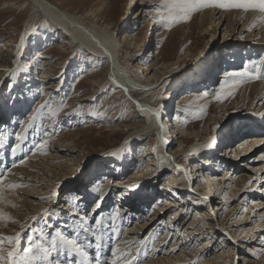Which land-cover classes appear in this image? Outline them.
I'll list each match as a JSON object with an SVG mask.
<instances>
[{
  "label": "rangeland",
  "instance_id": "1",
  "mask_svg": "<svg viewBox=\"0 0 264 264\" xmlns=\"http://www.w3.org/2000/svg\"><path fill=\"white\" fill-rule=\"evenodd\" d=\"M49 2L77 15H85L104 2L98 26L114 31L122 65L133 80L148 86L130 90L118 86L110 77L112 62L89 51L32 0H0V153L5 154L0 179L12 166L32 160L53 146L51 137L63 142L59 150L73 163L69 170L36 191L43 198L35 202L42 210L35 221L33 204L8 202L7 211L0 210V230L5 228L0 236L20 233L22 254L29 236L37 240L54 230L72 232L65 223H71L73 228V221L86 223L80 217L83 213L91 220L106 217L113 226L118 225L116 239L100 234L105 237L106 249H102L107 258L114 244L126 234V227H141L152 221L127 251L133 259L140 257L139 252L142 254L136 264L152 256L162 258L159 264H202L205 257L214 259V264H264V209L255 205L253 211L248 209L251 200L263 198L264 184L253 186L255 180H250L234 187L239 176H256L255 167L264 162L255 154L239 161L228 150L237 148L245 137L243 132H252L248 123L264 120L259 115L264 113V105L242 100L231 104L232 97L221 94L216 82L201 81L202 75L211 72L217 82L225 80L224 75L220 77L224 70L245 66L260 78L235 76L236 79L264 84V51L249 64L239 61L243 65L222 66L225 58L238 55H231L229 50L241 47L242 38L224 35L222 30L218 34L210 29V33L203 31L206 27L201 23L202 10L193 12L187 21L171 20L166 0ZM143 66L148 69L142 70ZM49 107L59 108L58 115L52 117ZM155 119L164 127L165 146L155 131L143 133ZM174 122L180 130H173ZM239 131L240 137L233 136ZM19 144V158L15 155L8 161L5 152H14ZM69 144L75 151L68 149ZM209 172H216L213 178L224 185L214 196L206 189ZM228 172L233 173L231 179L225 176ZM74 174H78L77 178ZM122 179L124 185L119 183ZM133 185L138 186L134 191L130 190ZM169 185H173V190H168L171 195L165 192L156 199ZM145 193L150 196L141 207L145 215L131 209L123 216L119 214L123 205L129 204L117 199L128 194L136 200ZM177 195L181 197L179 206L166 205V199ZM196 211H200L198 216ZM246 214L249 216L243 217ZM258 221L263 225L259 231H249ZM189 227L202 233L188 234ZM96 228L94 234H99ZM146 240L148 246L142 252ZM80 241L86 248V241ZM174 242L178 245L171 247ZM4 247L10 245L5 243ZM61 257L60 264H65Z\"/></svg>",
  "mask_w": 264,
  "mask_h": 264
},
{
  "label": "bare ground",
  "instance_id": "2",
  "mask_svg": "<svg viewBox=\"0 0 264 264\" xmlns=\"http://www.w3.org/2000/svg\"><path fill=\"white\" fill-rule=\"evenodd\" d=\"M32 1L37 6L38 9H41V11L47 17H49V19H51L52 21H55L56 24H59L66 31L70 32L73 38L79 39L80 42L83 43V45H85L87 48L90 49L89 51H91L92 53H94L98 57L101 56L103 58H108L112 62L111 71H110L111 72L110 73L111 80L114 83H116L118 86L122 87L123 89H127V90H130L131 88H144L145 86H148V85H144L143 83H140V82L133 80L129 76L125 67L122 65V63L120 61V57H119L118 43H117V40L114 36V31H111L110 28H102V27L98 26L97 21L99 19V13L102 10V8L104 7V2H101L96 7L90 8L85 15H80V14L77 15L76 12H70L68 10L60 9L57 6H54L52 3L49 2V0H32ZM201 14H202V17L204 18L203 22H201V23H203V27H206L203 31L210 29L211 30L210 32L218 34V31L222 30L224 35L230 33L232 35H238L239 37L242 38L241 44H240L241 47L234 48V49L231 48L229 50V53H231V55L232 54H238V55L237 56L234 55L232 57L229 56V58H225L222 66H225V65L238 66V65H243V63L245 65L249 64L250 60L257 57L258 55H260L262 53V51H264V13L257 11V10L232 12V11H229L228 9H221L219 7H208V8H204L202 10ZM201 26H202V24H201ZM210 32L208 30V33H210ZM239 61H242L243 63L239 62ZM218 67H219V65H218ZM146 68L148 69V67L143 66L142 70H144ZM241 68H243L242 70H245L244 69L245 66H240V67L238 66L235 69L230 68V69L224 70L222 72V74H220V77L224 75V77H226V79L222 80V81L221 80H219L218 82L216 81L214 72H211V73L207 74L206 76L202 75L201 81L203 83L209 81L211 84L216 82V84H214V85L217 86L216 89H219L221 94L229 95V93H231V95H229L230 97H232V100L230 99L231 104L238 103L237 101L242 100V101H246L249 103L259 104L261 106L264 105V84H261L260 82L246 83V81H243L242 79H236L235 76L227 75L228 73H234L236 70L241 69ZM219 69H220V67H219ZM143 107L144 106L141 105V108H143ZM151 108L153 109V107H151ZM173 124L176 125L175 127H173V130H180L181 129L180 127H177L178 124L176 122L171 123V127ZM246 126L253 127L252 132H247V133L243 132L245 137L238 142L239 145H236L237 148L235 150H232V147H229L228 150H230L231 152L233 151L234 154H236L235 157L237 159L241 158L240 160H242V158H244V157H247V159H250L255 154V156H258V159L260 161L264 162V135L261 134V133H264V120L260 119V122H250ZM148 127L149 128H146L143 131V133H149L151 131H155L157 133L158 137L160 139H163V141H164L163 146H165L167 144V142H166V140H164L165 134H164V130H163L164 127H162V124L159 123L157 119H155L154 125L152 124ZM240 131L233 136L240 137ZM251 133H253V135H251ZM50 140H51L50 144L53 146H49L46 151L42 150L41 153H38L35 156L33 155L34 158L32 160H29V159L24 160V161H21L22 164L16 165L15 167L12 166V168L9 171H7L8 172L7 176L5 178L0 179V210L7 211L6 207L8 206L7 205L8 202L12 204V203H19V201H21L23 203L25 202L26 204H30V205L33 204L34 216L36 215V217H37V215H39L41 213L42 210L38 208V205L35 202H38L37 198L42 199L43 197L41 195L36 194V191L37 190L41 191V189L43 187L42 185L44 183H46L47 181H50L51 179H55L57 174H63V172L66 170H69L73 164V163H71V161H69L68 157L66 158L65 156H63V154H61V152L59 150L58 145L63 144V142L58 141L53 137H51ZM66 141H68L67 138H66ZM71 142L74 145L73 140H70V143ZM72 144L68 145V149L71 151H75V149H74L75 147ZM3 145H4V149H6L7 144L5 141L3 142ZM20 146H21V144H19V147ZM19 147L14 152H10L9 154H8V152H5V153H7V157L9 159L8 161L14 160L15 155L17 157L19 156L20 151H21V150H19ZM53 147H55V149L51 150ZM4 149H3V151H4ZM68 149H67V151H68ZM11 153L13 154V156L11 155ZM33 156H31V157H33ZM24 159H26V158H24ZM4 160H5V154L3 152V153H0V168L3 166L1 164H3L5 162ZM209 160H211V159H209ZM216 171H218V170H216ZM254 171L257 172V175L256 176L252 175L253 177H249V179H245L244 177L239 176L237 178V182L234 184V187L238 188L239 182H245L246 181V182L250 183L251 182L250 180H255L253 186H255V185L260 186V184H264V178H263L264 177L263 176V174H264V172H263L264 171V163L262 165L256 166ZM215 173L209 172L210 175L207 177V180H206V182H207L206 183V185H207L206 189L208 188L210 194L213 193L212 194L213 196L216 195V193H215L216 190L221 189L224 186L218 180H216V178H213V175ZM260 173H262V174H260ZM225 174H226L225 176H228L227 179H231L230 176H232L233 173L228 172ZM74 176H76V178H77L78 174H74ZM223 179H224V177H222V179L220 181H222ZM123 181H124V179L120 180L119 183L124 185ZM11 185H19V186L12 188V187H10ZM27 185H29L30 188H27L28 187ZM172 186L173 185H169L167 188H164V190H163L164 192L160 191V195L156 199H160L161 195L165 192L167 193L166 195H171L168 190H170V189L173 190ZM228 187H230V186L228 185ZM24 188H27V189H24ZM17 192L26 194V197H22L23 195H18ZM262 192H263L262 193L263 198L259 197L260 199L255 201V202H253L251 200L252 205L248 206V209L253 211V209H254L253 205H255L257 209L258 208L264 209V189ZM232 193H234V192H232ZM87 194L88 193H86V195ZM36 195H37V197H34ZM148 197H150V196L146 195V193H145V195L141 196L140 198L138 197L136 200H132L131 195L130 196L128 194L123 195L120 199H117L116 201L121 202V203L126 202L129 205H127V206L123 205V208H122V210L120 209L121 212L119 214L123 216L124 215L123 212L131 209L133 212H136L137 214H140L141 216L145 215V209H143L144 210L143 211L141 209V207H142V205L143 206L145 205V203H146L145 200H147ZM256 197H258V196H256ZM45 198H46V196H45ZM179 200H181V197H179V195H177L175 198L166 199V205H168L170 207L177 206V205L179 206L180 205L178 202ZM82 201H85V200H82ZM181 202L184 203L183 200ZM68 206L70 207L71 205H68ZM128 206H130V207H128ZM218 208H219V205H218ZM222 208L223 207H221V209ZM154 210L164 212V210H160L159 208H156V209L154 208ZM177 211H179V210H177ZM180 211H182V208L180 209ZM199 212L196 211L195 215L198 216ZM74 213H75V211H74ZM248 216L249 215L246 214L243 217L247 218ZM80 217L82 219H84V222H86V223H80V222L73 221V226L75 228L72 227L71 223H65V224L68 225V228H72L73 230L74 229L79 230V232H80L79 239L83 238L86 241L85 244L87 245V247L85 248V250L89 254V259L91 261V264H96V251L94 250V249H96L95 244L93 246V243L95 241V239H93V236L95 235L94 232H95V228H96L95 218L92 220L90 218H86L83 216V213L81 214ZM152 218H154V214H153ZM151 220H153V219H151ZM92 221L94 224L92 223ZM120 221L121 220H119V222ZM111 223H112V221H108V219H106V217L102 218V223H101L102 228H99L98 231H99V234L105 233V234L109 235V237H111L112 239H116V236L118 233V228H117L118 225L113 226ZM149 223H152V221H150L148 223L146 222L141 227L140 226L135 227L134 225L130 226V227H126V229H125L126 234L124 233L123 237H121V240H119L117 243L114 244L115 245L114 249L119 248L120 250H122L121 251V259L118 260V264H123L124 257H127V259L131 261V264H136L137 260L142 256V254L140 255V252H139L138 257L139 256L140 257L137 259H133L134 257L130 258L128 256L127 251H128V249H130L129 247H130L131 243L136 238H138V240L141 238V236L143 235V232H144V230H142V229H144L148 226H151ZM256 223H257L256 224L257 226L254 227L253 229H250L249 231L257 232V231H259L260 227L263 226L260 224V221H258ZM193 224L194 223H191L190 225H193ZM85 228L89 229V231L85 232L84 231ZM4 229L5 228L0 230V232H3ZM100 229H103V230H101V232H100ZM188 229H187L188 234H192V233L196 234L194 236H197L198 235L197 233H202V232H200V230H198V228H190L189 227ZM72 232L74 233V231H72ZM72 232L70 231V232L63 233V234H65L67 236H72ZM54 234H55V230L53 232H51V234L49 236L43 235V237H45L47 239H51V237ZM40 239H37V240H40ZM262 240H264V237ZM147 241L148 240L145 241V246H144L142 252L146 251V249H147V246H148ZM176 244H177V242H174V244L171 247H173ZM179 244H181V243H179ZM89 245H91V246H89ZM102 246H103V248L106 249V241H105V237L103 235H102ZM6 248H10V247H6ZM103 251H104V249H101V253H100V257H99L100 264H110L111 260L114 258L112 256V252L109 253L110 256H108V258H109L108 259ZM61 258L64 260L65 264H68L69 258L67 256H62ZM72 258H71L72 260L81 259L76 254H74ZM206 259H207L206 257L204 259H202V260H204V261H202V264H214V259H212L211 257L210 258L208 257V259H207L208 261ZM163 260L166 261L165 258ZM153 261H156L155 263L159 264V263H161L162 258H159V259L156 258L155 259L152 256L149 260H146V262L141 263V264H155ZM39 262L40 261H35L34 264H39ZM167 262H169V261H167Z\"/></svg>",
  "mask_w": 264,
  "mask_h": 264
},
{
  "label": "snow or ice",
  "instance_id": "3",
  "mask_svg": "<svg viewBox=\"0 0 264 264\" xmlns=\"http://www.w3.org/2000/svg\"><path fill=\"white\" fill-rule=\"evenodd\" d=\"M169 4V19L179 22L180 20L187 21L191 18V14L196 11H201L208 7H219L221 9H242L244 11L248 10H258L264 13V0H166ZM179 15H176V12ZM23 42V41H22ZM229 76H248L250 78H257L259 76H254L245 69L243 72L239 73H228ZM231 95V93H229ZM217 99H220L217 96ZM45 106H41L44 108ZM40 110H38L39 112ZM48 111L52 117L58 115L60 111L59 108L53 110L51 107ZM259 115L264 116V113ZM36 117L33 116L34 120ZM157 119H159L157 117ZM219 127V126H217ZM17 139H23L22 136H18ZM19 147V145H17ZM39 147H44L40 144ZM16 149L14 148L13 151ZM178 170H180L179 165H177ZM19 185H11L10 187L15 188ZM138 187L136 185L131 186L130 190H135ZM55 195V194H53ZM100 207V202L95 204V208ZM44 215H47V210H45ZM33 221L37 217H32ZM102 223V219L97 216L95 219V225L99 229ZM74 234L72 236H67L61 231H56L51 239H47L41 235L40 240H34L32 236H29L28 244L23 248V253L20 254V241L21 234L17 233L15 236H0V264H34L35 261H40L42 264H60L59 257L67 256L69 258L68 264H91L89 259V254L85 250L83 242L80 241V232L78 229H74ZM88 232L89 229H84ZM95 248H96V264H100V253L102 249V235L95 234ZM7 243L10 248H5L4 245ZM91 246V245H89ZM121 251L119 248L112 250V256L114 257L110 264H118V260L121 259ZM56 254L54 257L53 254ZM78 255L81 259L72 260L73 255ZM123 264H131V261L124 257Z\"/></svg>",
  "mask_w": 264,
  "mask_h": 264
}]
</instances>
